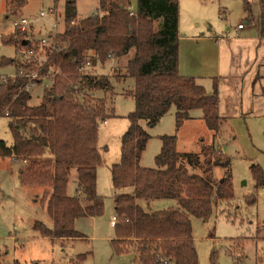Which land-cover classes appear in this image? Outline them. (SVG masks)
<instances>
[{
    "label": "trees",
    "instance_id": "obj_1",
    "mask_svg": "<svg viewBox=\"0 0 264 264\" xmlns=\"http://www.w3.org/2000/svg\"><path fill=\"white\" fill-rule=\"evenodd\" d=\"M7 2L21 7L27 0ZM128 2L99 0L102 12L75 23L76 0H66L65 31L51 56L61 74L44 85L40 104L29 103L32 94L25 89L27 77L0 83V116L9 118L13 136L11 145L0 139V157L21 161L22 185L43 188L40 202L53 223L48 226L36 220L35 231L53 239L84 238L75 222L100 216L105 208L104 197L97 192V168L103 162L99 125L114 115V80L134 78V88L124 92L134 98L135 109L128 115L130 125L121 139L120 161L111 165L114 188L133 187L134 194L113 197L116 235L112 244L115 252L132 253L142 264H199L192 218L207 221L224 201L228 204L234 198L230 159L215 142L224 120L219 83L214 79L208 93L196 77L179 71V0H137L134 14L127 8ZM244 6L251 16L248 0ZM259 8L258 24L264 36V0H259ZM28 37L27 32L16 29L3 42L16 43L19 51ZM123 57L125 64L113 76L86 72L91 65ZM9 62L17 60L5 61ZM23 67L34 70L38 65L21 63L19 68ZM97 90L104 96L97 97ZM173 106L177 130L192 118V110L200 109L214 138L209 144L202 142L199 153H192L177 150L176 134L161 135L156 165L144 166L141 157L151 135L140 121L155 126ZM215 166H224V177H215ZM74 168L77 187L71 194ZM251 171L256 187L264 188L262 167L252 164ZM165 198L178 206L149 212L139 204L140 200ZM246 200L254 203L256 197ZM218 255L212 250L211 264H218ZM86 258L87 253L80 254L75 263Z\"/></svg>",
    "mask_w": 264,
    "mask_h": 264
},
{
    "label": "rangeland",
    "instance_id": "obj_2",
    "mask_svg": "<svg viewBox=\"0 0 264 264\" xmlns=\"http://www.w3.org/2000/svg\"><path fill=\"white\" fill-rule=\"evenodd\" d=\"M136 1L132 0L134 8ZM245 1L179 0V56L183 71L185 60L187 62L191 58L192 50L197 51L202 65H216L219 55L218 43L214 42H217L216 37L233 36L238 24L248 25ZM248 1L254 10L251 11L252 16L256 18L250 23H254L258 16L257 1ZM65 2L66 0H27L21 7H12L7 0H0V77L18 72L21 66L22 58L18 55L16 43L3 42L4 38L16 31L13 22L23 17L36 19L41 10H47L56 4L62 15L59 30L63 31ZM76 6L75 23L91 14L102 12L99 0H76ZM51 20L48 17V21ZM34 26L35 42L46 34L48 26L42 21ZM40 29L42 32H39ZM8 59H16L17 62L5 63ZM125 62L123 57L104 64L97 63L89 66L86 72L113 76L120 73ZM204 72L207 75L211 71ZM211 79L206 77L207 82H203L208 93L212 92V82H209ZM113 85L114 115L107 117L99 125V151L103 162L97 168V192L104 197L103 214L79 218L75 222L77 229L85 236L82 239L62 240L41 236L33 229L34 222L39 220L48 226L53 223L46 206L40 202L43 188L38 185H22L19 180L21 161L0 157V264H76L77 256L84 253H87V258L80 264H142L132 253L115 252L112 244L116 235L115 228L111 225L115 216L113 197L115 194H134L133 187L121 190L114 188L111 165L120 161L121 139L130 125L128 115L135 109L134 98L124 92L134 88L135 80L132 77L114 80ZM43 88L44 84H37L33 88L29 102L31 105L40 104ZM94 94L97 97L104 96L101 90ZM255 104L253 113L243 114L242 111L240 116L224 117L218 139L215 136L216 145L219 144L218 147L230 159L234 198L228 204L224 201L207 221L192 218L199 264H211L212 250L219 254L218 264H264V188L256 187L251 171L252 164H259L264 170V107H260L256 101ZM175 113L176 108L173 106L152 127L145 120L140 121L151 135L141 157L144 166L156 165L155 157L162 145L161 135L176 134L177 150L180 152L199 153L202 142H212L214 132L207 128L200 109L192 110V118L186 120L178 130ZM0 139L8 145L13 143L7 116H0ZM224 174V166L214 167L215 177L222 178ZM76 187L74 168L71 171L69 192L74 194ZM251 195L256 197L254 203L246 200ZM139 204L149 212L178 206L175 200L166 198L140 200Z\"/></svg>",
    "mask_w": 264,
    "mask_h": 264
},
{
    "label": "crops",
    "instance_id": "obj_3",
    "mask_svg": "<svg viewBox=\"0 0 264 264\" xmlns=\"http://www.w3.org/2000/svg\"><path fill=\"white\" fill-rule=\"evenodd\" d=\"M256 1L258 5L256 13L259 15V0ZM252 15L247 17L248 25L241 29H238V26L235 28L236 33L233 36H217V42L212 39L218 43L219 49L216 65L210 66L207 63L202 65L197 51L194 50L191 52V58L187 59V62L185 60L184 71L181 60L179 62L180 73L196 77L206 89L207 86L203 83L207 82L206 77L212 78L209 81L212 82V90L214 79L218 80L220 113L223 117L229 118L230 115L237 117L242 111L243 114L253 113L255 101L260 107H264L262 106L264 104V36L260 34L258 16L256 22L250 23L256 20ZM204 71L211 72L205 75ZM257 85L259 88H256ZM216 137L218 139L219 133Z\"/></svg>",
    "mask_w": 264,
    "mask_h": 264
},
{
    "label": "built area",
    "instance_id": "obj_4",
    "mask_svg": "<svg viewBox=\"0 0 264 264\" xmlns=\"http://www.w3.org/2000/svg\"><path fill=\"white\" fill-rule=\"evenodd\" d=\"M127 8L131 14L135 13V9L132 3V0H129ZM61 13L59 12L58 6L55 4L53 7H50L47 10H41L39 16L35 18L23 17L17 19L13 22V26L20 30L21 32H27L30 39V42L27 45H24L19 49L18 55L22 58L21 63L23 64H36L38 67L34 70L21 68L18 72H13L0 77V83H5L9 78L14 79L17 76H25L28 78V82L25 85V89L29 92L37 84H48V80L54 76L61 74V70L56 67L54 62H52V54L54 50L58 48V38L60 34H63L65 31V13L63 14L64 29L63 31L59 30ZM48 17H51V21H48ZM42 21L43 24L48 26V31L46 34L39 40L34 42V25ZM242 24L238 25V29L243 28ZM39 32H42L41 29ZM33 35V36H30ZM86 65H89V62H86ZM81 71H84V67L81 68ZM40 79L42 82L40 83ZM112 225L115 223V219L111 221Z\"/></svg>",
    "mask_w": 264,
    "mask_h": 264
},
{
    "label": "water",
    "instance_id": "obj_5",
    "mask_svg": "<svg viewBox=\"0 0 264 264\" xmlns=\"http://www.w3.org/2000/svg\"><path fill=\"white\" fill-rule=\"evenodd\" d=\"M29 42H30V39H25V40L23 41V45H27Z\"/></svg>",
    "mask_w": 264,
    "mask_h": 264
}]
</instances>
